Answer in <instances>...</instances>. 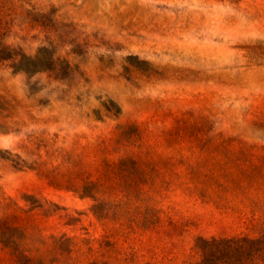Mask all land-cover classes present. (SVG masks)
<instances>
[{
    "label": "rangeland",
    "instance_id": "obj_1",
    "mask_svg": "<svg viewBox=\"0 0 264 264\" xmlns=\"http://www.w3.org/2000/svg\"><path fill=\"white\" fill-rule=\"evenodd\" d=\"M262 235L264 0H0V264Z\"/></svg>",
    "mask_w": 264,
    "mask_h": 264
},
{
    "label": "trees",
    "instance_id": "obj_2",
    "mask_svg": "<svg viewBox=\"0 0 264 264\" xmlns=\"http://www.w3.org/2000/svg\"><path fill=\"white\" fill-rule=\"evenodd\" d=\"M198 250L200 258L192 264H264V235L202 239Z\"/></svg>",
    "mask_w": 264,
    "mask_h": 264
}]
</instances>
